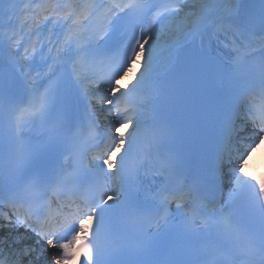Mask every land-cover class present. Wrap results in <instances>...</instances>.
<instances>
[{"label":"snow or ice","instance_id":"snow-or-ice-1","mask_svg":"<svg viewBox=\"0 0 264 264\" xmlns=\"http://www.w3.org/2000/svg\"><path fill=\"white\" fill-rule=\"evenodd\" d=\"M262 147L264 0H0V264H264Z\"/></svg>","mask_w":264,"mask_h":264},{"label":"bare ground","instance_id":"bare-ground-1","mask_svg":"<svg viewBox=\"0 0 264 264\" xmlns=\"http://www.w3.org/2000/svg\"><path fill=\"white\" fill-rule=\"evenodd\" d=\"M136 67H137V69H139V65H137ZM259 157H260V152H258L253 159V166L249 169L250 173H252L255 170L256 166H258Z\"/></svg>","mask_w":264,"mask_h":264}]
</instances>
